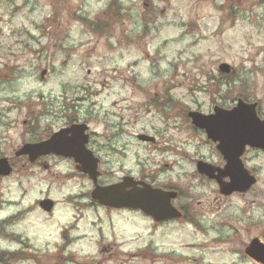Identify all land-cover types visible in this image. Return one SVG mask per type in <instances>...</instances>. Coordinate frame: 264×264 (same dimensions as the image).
<instances>
[{
  "label": "clouds",
  "instance_id": "1",
  "mask_svg": "<svg viewBox=\"0 0 264 264\" xmlns=\"http://www.w3.org/2000/svg\"><path fill=\"white\" fill-rule=\"evenodd\" d=\"M114 2L120 18L94 35L89 25L109 19ZM54 16L64 47L55 56L34 54L53 42L40 26ZM0 29V154L69 122L88 125L56 137L74 141L73 153L33 154L32 165L0 184V264H255L242 244L247 229L264 227V145L241 121L219 138L210 128L194 130L188 113L247 97V107L196 119L246 113L252 127L264 126L257 112L264 111V0H39L38 7L0 0ZM5 64L16 65L7 78ZM221 64L231 66L230 77ZM81 85L92 95L67 107L66 97L86 95ZM156 92L162 106L145 102ZM28 106L25 128L18 114ZM140 132L158 143L143 142ZM209 134L235 145L224 150L229 166L215 178L219 153ZM82 156L93 161L96 187L114 186L124 203L93 199L92 184L76 171ZM221 184L239 194L221 197ZM145 194L158 201L155 213L138 199ZM161 210L174 215L155 223L151 214L160 219ZM106 247L117 255L110 258ZM144 249L148 259H129Z\"/></svg>",
  "mask_w": 264,
  "mask_h": 264
},
{
  "label": "water",
  "instance_id": "2",
  "mask_svg": "<svg viewBox=\"0 0 264 264\" xmlns=\"http://www.w3.org/2000/svg\"><path fill=\"white\" fill-rule=\"evenodd\" d=\"M229 70H225V65L221 64L219 66V71L222 73H230L231 67L228 66ZM45 73V71L43 72ZM248 106V102H245L243 99H239L237 104L232 107L231 109H224L221 107H215L214 113L211 114H203L201 112H189V117L192 119L193 125H195L197 128H204L205 130L211 129L213 132V135H226L230 129V123L235 124L238 121H241V123L245 126V134L252 138V141L254 143H260L264 145V126H261L260 129H257L255 127H252L248 123L247 114L246 113H237L235 115H229L225 113H221L220 119L216 121H210L207 124H204L202 122H198L196 117L197 116H219L220 112H228V111H235L236 108H239L241 105ZM87 128L86 125L82 124H73L70 127L63 128L56 133H54L49 139L37 142L34 144L27 143L25 144L19 151L16 152L17 156H28L29 161L33 163L32 155L33 154H41V153H55V154H71L75 151L76 145L74 141H65L63 139H56V137H60L61 133L68 132L70 129H77V128ZM138 138L142 141H151L154 142L155 138L148 136V135H138ZM208 138L212 140L214 143H216V147L218 151L222 154L224 160L226 161V164L224 168H216L213 165L211 167H214L216 169L214 175L212 178L219 177L220 173L227 170L229 164H228V157L225 155V151L227 152L230 149L234 148L235 145L229 140V143L227 139L224 141L222 140H216L213 139L211 134H209ZM217 138H219V135H217ZM224 143V144H223ZM222 145V146H221ZM222 147V148H221ZM249 148L252 147L251 144L248 145ZM225 150V151H224ZM0 177L1 176H9L12 171L13 167L11 166L9 159L6 157L0 158ZM204 163L203 161L199 162L197 164L198 170L200 167V164ZM77 169L84 172L89 176V178L93 181L95 187L92 191V197L95 200H100L102 202L108 203L110 205H119L125 202L124 197L117 191L110 190L114 186L107 185L103 187H96L98 182V176L94 174V164L91 159H89L86 156H82L80 160L78 161ZM124 179H127L125 177ZM231 178L229 177V180ZM219 184V181H217ZM257 181L253 180L248 185V190L256 184ZM142 183V182H141ZM242 183H248L247 178H245ZM160 189H158L159 191ZM220 191L224 195H230L234 192H239L240 189H234L231 192H226L224 190V186L220 185ZM139 200H141L149 209L153 210V213L156 212V210L159 209V203L158 201L151 197L148 194H145L143 196L138 197ZM46 200V199H45ZM45 201H41V207L43 208V204ZM46 207H50V202L45 203ZM46 211V209H45ZM160 219H157L156 214H151V216L156 220L157 222L163 221L171 217L172 213L167 211H159L158 213ZM247 254L253 258L255 261L260 262L264 264V245L261 244V242L257 240H253L250 246L247 248Z\"/></svg>",
  "mask_w": 264,
  "mask_h": 264
},
{
  "label": "rangeland",
  "instance_id": "3",
  "mask_svg": "<svg viewBox=\"0 0 264 264\" xmlns=\"http://www.w3.org/2000/svg\"><path fill=\"white\" fill-rule=\"evenodd\" d=\"M38 2H39V0H32V3L36 7H38ZM25 3H28V0H25ZM144 8L145 9L149 8V4L147 2L144 3ZM20 11H21L20 7L14 8L13 12H12V15H18L20 13ZM65 11L70 15V17L72 19H83V18L79 17L77 15V13L75 11L71 10V9H65ZM119 18H120V7H117L114 10H112V16L109 19H107V20H104V19L98 20V23L103 24V31L94 30L95 24L94 25H89V28L93 32L94 35H98V36L102 37L105 33L109 32L112 29L114 21L118 20ZM40 27H42L44 29V32L42 33V35H49L52 38L53 42H51L50 45H46L44 48L37 49L34 54H51V55L55 56V50L56 49H62L64 47V44L61 43V41L64 40V34L62 33V26H61L60 20L58 19V16H54L45 25H42ZM49 28H51V31H48ZM0 31H2V29H0ZM145 32H147V27L145 28ZM93 50H95V49H93ZM62 63L67 64L68 61L65 60ZM4 68L7 70V72L5 73V78H7L8 74H10V73L15 71L16 65L5 64ZM44 71H45V73H43ZM52 71H55V69H52ZM218 71H219V68H218ZM48 73H49V67H47V66L43 67L42 70H41V78L42 79L47 78ZM230 74L232 75V73H230ZM91 75H92V69L89 68L87 73L84 74L83 79L86 80ZM221 75L224 76L225 74L221 73ZM230 76H228V77H230ZM224 77H226V76H224ZM105 84H106V81H101V88H103L105 86ZM81 88L86 92V95H78V96H75L74 99L66 97L65 98V104H66L67 107L75 108L76 103L86 102L88 100L89 96L92 95L90 89L84 88L83 85H81ZM96 94L98 95V93H96ZM243 100L248 102V100H245L244 98H243ZM145 102L147 104H151V105L162 106L166 101H164L162 99V93L161 92H156L149 99H147ZM237 102H238V99L235 101L234 104L229 105L228 107H224L222 105H214V104L210 103L209 105L206 106L208 108V111L207 112H201V113H203V114H211V113L214 112V107H216V106L224 108V109H230V108L234 107L237 104ZM115 104H116V101H113V105H115ZM258 113L260 115H264V111H262L260 108H258ZM18 115H19V118H20L21 125L23 127L27 128L29 126V123H30L29 118L32 115L31 106L26 107L24 109L23 113H19ZM74 123L75 122H73V124ZM70 124H72V123L69 122V123H67V124H65V125H63L61 127L54 128L50 133L41 134L39 141H43V140L48 139L54 132L59 131L61 128L67 127ZM191 127L194 130L199 129V128L195 127L192 124V120H191ZM137 135H147V134L144 133V132H140ZM44 136H46V137L43 138ZM151 137L155 138V143L154 144L152 142H145V143H149V144H152V145H155L156 143H158L157 137H155V136H151ZM211 142L216 145V143H214L212 140H211ZM25 144H27V143H24L23 141H21L19 146L15 147L13 149H10L7 154H0V158L6 157V158L9 159V161H10L12 167H13V172H15L17 169L23 170L25 168V166L32 165L28 161V157H25V156L17 157V155H16V152L19 151ZM216 151L219 153V157L217 159V162H216L215 166L224 167L225 161H224L221 153L217 150V148H216ZM76 171H78V170L76 169ZM13 172L9 176H5V177L1 176L0 177V184H2L3 180H5L8 177H10L13 174ZM87 180L92 184V182L88 178H87ZM92 186H93V184H92ZM254 187H255V185L252 188H254ZM92 189H93V187H92ZM251 189H249V190H251ZM237 194H239V192H235V193H233L231 195L226 196V195L222 194L220 192V189H219V195L221 197H229V196L237 195ZM81 195L87 197L89 195V193L84 192ZM226 226H227L226 222L221 225L222 228L226 227ZM232 227H235V226L232 225ZM246 234L248 236V239L246 241H244L243 244H242L244 252H245L246 248L248 247V245L253 240H257L259 242L261 241V237H264V227H256V226H254L251 229H247L246 230ZM102 252H104L110 258L112 256L117 255V251L114 248H112V247H106V248L102 249ZM127 255H128L129 259L137 258V257L142 258V259H148L149 258V253H148L147 249L138 251L136 253H129ZM253 261L255 262V264H262V263L256 262L255 260H253Z\"/></svg>",
  "mask_w": 264,
  "mask_h": 264
},
{
  "label": "trees",
  "instance_id": "4",
  "mask_svg": "<svg viewBox=\"0 0 264 264\" xmlns=\"http://www.w3.org/2000/svg\"><path fill=\"white\" fill-rule=\"evenodd\" d=\"M117 7H120L119 6V4L118 3H113L111 6H110V10L112 11V10H114L115 8H117ZM82 21H83V19H81ZM83 22H85V21H83ZM94 30H96V31H103V24H100V23H98V21L95 23V27H94ZM104 33V32H103ZM231 74L229 73V75L228 74H225L224 76H226V77H228V76H230ZM245 100H247V97H245L244 98ZM46 136H44L43 138H45Z\"/></svg>",
  "mask_w": 264,
  "mask_h": 264
},
{
  "label": "flooded vegetation",
  "instance_id": "5",
  "mask_svg": "<svg viewBox=\"0 0 264 264\" xmlns=\"http://www.w3.org/2000/svg\"><path fill=\"white\" fill-rule=\"evenodd\" d=\"M72 124H73V122H71ZM72 124H70L69 126H71ZM68 127V126H67ZM153 144L155 143V142H152ZM214 167H216V168H221L220 166H214ZM77 169V168H76ZM85 174V173H84ZM85 176L88 178V175L87 174H85ZM89 179V178H88ZM99 179H100V177H99ZM91 195H92V191H91ZM155 223H156V221H155ZM246 253V252H245Z\"/></svg>",
  "mask_w": 264,
  "mask_h": 264
}]
</instances>
